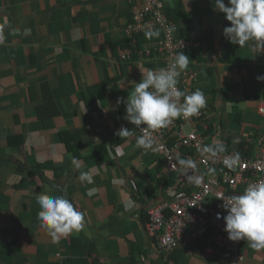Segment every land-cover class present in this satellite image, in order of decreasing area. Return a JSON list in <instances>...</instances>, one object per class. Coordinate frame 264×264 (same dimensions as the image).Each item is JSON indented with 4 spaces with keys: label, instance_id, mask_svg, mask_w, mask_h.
Instances as JSON below:
<instances>
[{
    "label": "crops",
    "instance_id": "crops-1",
    "mask_svg": "<svg viewBox=\"0 0 264 264\" xmlns=\"http://www.w3.org/2000/svg\"><path fill=\"white\" fill-rule=\"evenodd\" d=\"M144 1L0 0V264H229L204 258L198 242L159 255L146 233L149 206L165 196L164 164L136 147L141 131L126 120L125 101L141 72L167 62L162 41L129 33ZM164 5L201 42L184 82L203 92L206 127L223 143L233 138L236 152L264 132V48L231 43L215 0ZM121 128L131 134L118 136ZM84 171L92 183L78 179ZM39 194L70 200L83 229L53 241L37 220ZM241 249L244 264H264V249Z\"/></svg>",
    "mask_w": 264,
    "mask_h": 264
},
{
    "label": "built area",
    "instance_id": "built-area-1",
    "mask_svg": "<svg viewBox=\"0 0 264 264\" xmlns=\"http://www.w3.org/2000/svg\"><path fill=\"white\" fill-rule=\"evenodd\" d=\"M133 19L129 33L164 32L165 40L157 52L167 66L186 48L199 45L194 36L191 40L176 38L179 28L172 23L162 0H145L142 6L134 9ZM181 75L177 87L191 94L192 88L185 84ZM191 77L193 79L195 75ZM207 115L208 112L201 109L196 116L176 118L167 127L152 133L154 150L147 151L163 158L162 175H174L176 179L165 190V196L150 206L145 229L159 252L170 253L205 239L202 243L206 258L219 257L228 260L229 264H243L245 257L240 252L243 241L228 239L223 220L227 212L220 198L241 194L249 182L264 181V135L258 156L253 160L239 157L238 164L230 169L223 164V159L234 154L224 152L216 158L201 154L200 149L213 141L206 135ZM259 115L264 117V103ZM181 158H192L196 169L186 170L179 166L177 161ZM209 168H214L215 173L208 175ZM186 173L202 176L201 182L198 185L187 182ZM217 213L221 219H217Z\"/></svg>",
    "mask_w": 264,
    "mask_h": 264
},
{
    "label": "clouds",
    "instance_id": "clouds-1",
    "mask_svg": "<svg viewBox=\"0 0 264 264\" xmlns=\"http://www.w3.org/2000/svg\"><path fill=\"white\" fill-rule=\"evenodd\" d=\"M215 4L216 9L230 22V26L224 28L223 34L231 43L242 47L252 41L255 42L252 46L254 51L257 46L260 49L264 48V0H228L227 4L224 0H215ZM144 35L150 40L159 38L160 32L150 30ZM189 61V57L180 52L169 66L141 72L140 82L132 84L130 94L125 101V118L143 133L136 138L137 148L154 150L152 136L154 131L167 127L176 118L187 119L196 116L205 107L206 98L201 90L196 89L191 94H187L177 87L178 78L188 67ZM258 79L264 80V77ZM118 103H120L119 99ZM130 134L131 131L127 128H121L117 133L120 137H128ZM200 151L202 155L216 158L224 153L226 148L223 141L214 138L211 144L203 146ZM238 162V153L225 156L223 159V164L230 169ZM177 163L186 170L197 167L192 158H181ZM72 164L77 169L80 168L77 159L73 158ZM214 173V168L208 169V175ZM78 179L81 182L92 183L88 171L80 172ZM186 179L187 182L198 185L202 176L186 173ZM95 192L96 189L91 188L87 195L91 197ZM220 199L223 201L222 207L227 212L223 220L228 239L246 241L256 251L264 249V181L249 182L241 194ZM37 204L40 208L37 213L39 226L48 231L53 241H58L62 235L83 229L84 214L63 195L39 194ZM217 219H221L219 213Z\"/></svg>",
    "mask_w": 264,
    "mask_h": 264
},
{
    "label": "trees",
    "instance_id": "trees-1",
    "mask_svg": "<svg viewBox=\"0 0 264 264\" xmlns=\"http://www.w3.org/2000/svg\"><path fill=\"white\" fill-rule=\"evenodd\" d=\"M162 1L164 2V0H162ZM167 14L170 17L172 23H174L176 25V17L171 12H169V11H167ZM190 20H192V19H190ZM158 31L160 32V36H159V38H156L155 40L158 39V41H164L165 40V34H164V32L162 30H158ZM192 33H194L193 26L192 25H191V27H188V29L186 30V32H184L181 28H179V32L176 35V38H178V39L184 38L186 40H191V38H192L191 34ZM198 43H201V42L198 41ZM138 45H140V43ZM156 45L157 44H155V46ZM130 46L132 47V45H130ZM198 47H200V45H198V46H192L190 48L188 47L184 51H182L190 59L188 67L181 72V74H182L181 76L183 78L185 77V74L187 73L186 71H191L194 68V60H193L194 58L191 55H193V53H196L197 52V48ZM134 52L137 53L136 51H134ZM50 102H51V100L50 101H46L45 106L42 108V110H48V108H50V106H51L50 105L51 104ZM236 117H237L236 118V120H237L236 121V124H239L241 122V117H238V116H236ZM214 134H215V130L212 127H209L208 130L206 131V135H208L212 139H214L216 137V135H214ZM263 135H264V132H263V134L262 133H259V134H255V135L250 136L249 139L247 141H245V142L244 141H241L236 152H233L231 150V147L234 145V142H233V138H230L229 140L224 141L225 148H226V151L225 152L228 153V154H236V153H238L239 154V157L248 158V159L253 160V159H255L258 156V153H259V150H260V141H261V137ZM19 143H21V142H19ZM10 146H11V148L14 147L12 142L10 143ZM48 165L51 166V164H48ZM175 179L176 178H175L174 175H165L164 174V175L161 176L160 179H158V186L159 187L160 186L161 187L163 186L164 187V190H166L168 187L172 186L175 183ZM205 241H206L205 239L204 240H201L200 242L198 241V243L195 246V249L196 248H199L201 250L202 256H204V247L201 249L200 246L202 245V242H205ZM153 245H154V247L156 249L157 254H159V255H166V254H168V253H165V252L164 253L163 252H159L158 249H157V247H156V245H155V243H153ZM241 245H242V243H241ZM241 245H240V252L244 255V253L242 252V249H241ZM189 247H191V246H189ZM189 247H186V248L185 247L178 248V249H176L174 251H171L170 254L173 253V252H175V251H178V250H187ZM88 248H91V247L89 246ZM90 250H92V248ZM244 257H246V256L244 255ZM204 258H206V257L204 256ZM206 259H208V258H206ZM218 259H219V257H214V258L208 259V260H218ZM245 260H246V258H245ZM244 263H245V261L243 262V264Z\"/></svg>",
    "mask_w": 264,
    "mask_h": 264
},
{
    "label": "rangeland",
    "instance_id": "rangeland-1",
    "mask_svg": "<svg viewBox=\"0 0 264 264\" xmlns=\"http://www.w3.org/2000/svg\"><path fill=\"white\" fill-rule=\"evenodd\" d=\"M163 168V167H162ZM162 168L160 169V173H161V170H162ZM162 174V173H161ZM242 246V245H241Z\"/></svg>",
    "mask_w": 264,
    "mask_h": 264
}]
</instances>
